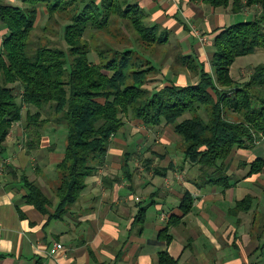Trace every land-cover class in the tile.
I'll return each instance as SVG.
<instances>
[{"label":"trees","instance_id":"1","mask_svg":"<svg viewBox=\"0 0 264 264\" xmlns=\"http://www.w3.org/2000/svg\"><path fill=\"white\" fill-rule=\"evenodd\" d=\"M21 1L23 5L0 0V30H6L0 33V157L9 150L8 137L22 120L26 124L17 141L28 153L42 149L41 130L50 124L66 129L56 177L46 179L49 195L38 181L21 173L27 204L48 220L74 216L88 178L106 165L112 139L126 117L147 127L169 124L182 139L185 161L198 166L202 184L227 188L234 183L228 174L230 157L238 149H253L264 138V63L254 66L244 81L233 79L230 69L238 57L264 52V0H190L231 14L256 12L211 31V71L196 54L181 53L177 61L197 79L184 84L167 79L159 89L146 87L149 74L161 70L142 48L167 44L171 33L157 23H145L147 12L138 2ZM40 10L59 25V40L33 35ZM117 24L133 33L131 46L117 48L97 40L96 33L109 32ZM32 126L39 142L32 137ZM247 165L248 175L260 173L264 158ZM237 205L239 210L249 208L245 201ZM191 206L186 192L179 207L182 216ZM168 231L169 223L159 233L166 247L172 240ZM158 264L180 262L166 248L158 253Z\"/></svg>","mask_w":264,"mask_h":264},{"label":"crops","instance_id":"2","mask_svg":"<svg viewBox=\"0 0 264 264\" xmlns=\"http://www.w3.org/2000/svg\"><path fill=\"white\" fill-rule=\"evenodd\" d=\"M132 1L138 2L151 21L170 30L177 20L194 17L195 8L198 15L208 10L213 16L208 33L232 23V18L226 21L231 14L228 9L219 12L190 0ZM183 29L184 25L172 32L178 42L188 35ZM46 131L41 152L35 154L17 141L22 129L18 136L11 132L9 150L0 157V264H158V253L166 248L180 264H264V169L248 175L247 165L264 158L263 139L253 149H238L230 157L228 174L234 183L224 188L202 184L199 168L184 166L190 164L185 159L177 165L171 157L169 166L159 169L145 156L141 164L146 166H138L142 150L137 148V155L130 151L135 142L120 130L112 139L106 165L88 178L75 215L48 220L24 201L25 189L19 181L26 172L49 195L40 166L55 172L64 146L57 148L52 143V129ZM53 145L55 149L45 152ZM126 158H130L128 165L124 164ZM186 192L192 197V206L182 216L179 207ZM242 201L249 206L247 210L238 209ZM148 203L156 209L153 239L146 235ZM170 216L174 217L171 223ZM177 217L178 222L174 221ZM168 223L172 240L166 247L159 233ZM175 228L178 230L173 233Z\"/></svg>","mask_w":264,"mask_h":264},{"label":"rangeland","instance_id":"3","mask_svg":"<svg viewBox=\"0 0 264 264\" xmlns=\"http://www.w3.org/2000/svg\"><path fill=\"white\" fill-rule=\"evenodd\" d=\"M7 3H12L15 5H23L21 0H5ZM195 8V7H194ZM209 9V8H208ZM42 11H44V8H41ZM39 13L38 19H37V27L33 33L35 36H46L53 40H59V34L57 33L59 30V25L55 26L54 23L47 20L46 13L42 12ZM223 10H219V12H222ZM206 12V11H205ZM256 9H247L245 12H240L237 14H230L227 16L226 21L234 23L239 21H244L245 19L251 17L253 15L252 13H255ZM195 16L190 18L189 20H177L176 24L172 28V30L168 29L170 31V38L169 42L167 44H163L161 46H157L156 48L150 50V49H143V52L150 58L151 62L158 67L161 71H155L154 73L149 74V78L151 79L149 83L146 85L148 89H159L161 88L167 79H171L174 81H177L180 84L186 83V81H192L197 79L196 76L193 75V73H190L186 71L183 66L180 64L179 61H177L176 57L180 55L181 53H190V54H199L201 52L202 57H198L199 61H203L206 65V69L208 71H211V66L209 63V59L211 57L210 53V47H211V36L208 33L209 28V22L212 24V15L207 10V12L203 15H198V11L195 8ZM225 13V12H224ZM225 15V14H224ZM178 17L181 18V15L179 14ZM204 17L207 18V21L203 19ZM60 20V18H59ZM62 21V20H61ZM60 21V22H61ZM145 23L153 24L155 22L151 21L148 14L145 18ZM58 22V23H60ZM63 22V21H62ZM227 22V23H228ZM44 25H47L49 30H42V27ZM183 25L189 29L188 31H185L186 38L185 40L179 41L176 39L177 36H175V33H172L173 31L177 29H182ZM213 27V26H212ZM185 30V29H183ZM6 30L4 28H1L0 33L4 34ZM57 35V36H55ZM207 36V37H206ZM96 37L98 41L106 40L111 45L116 46L117 48H121L122 46H131L132 45V37L133 33L121 25H113L111 26V29L109 32L104 31L103 33H96ZM96 40V41H97ZM95 39L93 41L96 42ZM264 63V52L263 51H256L252 54L244 55L241 57H238L230 69V74L233 79L238 81H244L249 78V73L251 69L259 64ZM27 108H25L26 110ZM25 113V112H24ZM25 116V114H24ZM185 116L189 117V114H186ZM125 126L122 128L121 133H124L128 136L129 141L131 140L132 143L129 150L134 151L138 153L137 148L140 147L142 150V153L137 157L139 161V165H145L141 164L143 161V158L150 157L153 160V163L157 166L161 167H168L170 162L174 159L176 164L178 165L180 162H183L184 156H183V145H182V139L180 136H178L174 131L173 128L169 124L162 123L161 125H154V126H144L141 122L136 121L135 119H131L129 117L125 118ZM26 122L25 120H22L20 124H15L12 133L16 132L15 136L21 134V129L23 132L24 126ZM126 124H128L126 126ZM31 127V126H30ZM131 127V128H130ZM133 129V134H131ZM53 128L52 132L50 133L52 138V143H56L57 148L63 146L64 139L66 136V129L64 126H59L56 123L50 124V127H47L46 129ZM48 131L41 130V135L43 136ZM32 137L33 139H37V134L35 133V129L32 126L31 129ZM41 136V137H42ZM18 138V137H17ZM133 140V141H132ZM264 140V138H263ZM39 142V140H36ZM41 144V142H39ZM40 149V148H39ZM125 150V149H124ZM37 152H41L40 150H37ZM46 152V151H45ZM133 153V152H132ZM139 154V153H138ZM137 155V154H136ZM156 156H160L159 158ZM171 157H173L172 160ZM159 160H158V159ZM170 160V161H169ZM174 165H176L174 162H172ZM171 163V164H172ZM184 164V162H183ZM193 166L191 164H184V166ZM146 166V165H145ZM43 170L42 173L45 174V179H54L56 177V171L54 172L53 169L48 168L45 171V168H47L46 165L40 166ZM198 167V166H197ZM41 170V171H42ZM137 168H135V172ZM159 182H161V179L157 178ZM96 204V203H95ZM148 209L149 215L147 219V225H146V235L153 239V236L155 235V232H152V227L154 226V221L156 219L155 213V204L148 203ZM142 206V205H141ZM161 217H166L164 213L161 215ZM160 217V219H161ZM178 229L175 228L172 230L173 233L177 231ZM111 246V245H110ZM115 246V245H114ZM116 247V246H115Z\"/></svg>","mask_w":264,"mask_h":264},{"label":"built area","instance_id":"4","mask_svg":"<svg viewBox=\"0 0 264 264\" xmlns=\"http://www.w3.org/2000/svg\"><path fill=\"white\" fill-rule=\"evenodd\" d=\"M57 245V244H56Z\"/></svg>","mask_w":264,"mask_h":264}]
</instances>
